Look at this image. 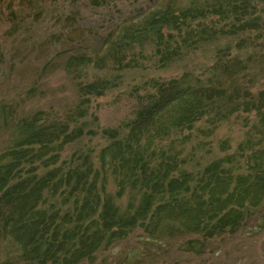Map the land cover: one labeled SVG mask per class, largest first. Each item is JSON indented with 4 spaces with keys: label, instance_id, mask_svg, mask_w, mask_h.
I'll return each instance as SVG.
<instances>
[{
    "label": "trees",
    "instance_id": "1",
    "mask_svg": "<svg viewBox=\"0 0 264 264\" xmlns=\"http://www.w3.org/2000/svg\"><path fill=\"white\" fill-rule=\"evenodd\" d=\"M83 1L96 8L124 0ZM175 1L151 7L136 24L119 29V41L134 31L150 34L165 64L214 39L219 22L227 19L223 35L228 40L212 53L207 85H198L191 74L155 83L154 95H147L129 133H113L101 149L96 160L102 174H111L118 195L128 190L129 203L123 211L108 200L102 203L98 186L105 178L92 170L88 154L58 162L68 142L66 123L38 113L23 117L0 153V264H77L82 259L93 264V254L131 241L129 230L118 231L129 224L133 233L139 232L133 240L142 246L196 236L182 248L198 254L259 218L264 207V90L258 96L241 93L245 86L232 79L236 65L264 56V19L254 4L264 0H188L179 9ZM221 83L228 90L222 92ZM239 95L244 112L256 115L236 149L238 157L212 161L194 174L177 168L185 162L178 135L168 143L170 134L191 131L204 114H210L205 119L209 124L223 120L226 104L241 100ZM139 249L129 250V257Z\"/></svg>",
    "mask_w": 264,
    "mask_h": 264
},
{
    "label": "rangeland",
    "instance_id": "2",
    "mask_svg": "<svg viewBox=\"0 0 264 264\" xmlns=\"http://www.w3.org/2000/svg\"><path fill=\"white\" fill-rule=\"evenodd\" d=\"M187 1L176 0L174 5L183 8ZM169 2L110 1L94 8L83 0H0V153L8 147L23 117L38 113L58 118L66 123L68 131V142L58 153V162L76 160L73 154H88L92 170H99L101 179L105 178L104 182L99 180L98 186L102 203L108 200L123 211L129 203L128 190L118 195L119 188L111 174L106 170L102 174L96 160L101 149L113 133L121 137L129 133V124L147 103V95H154L155 83L191 74L198 85H207L205 72L212 53L228 40L223 35L227 19L226 23L219 22L214 39L197 45L180 60L165 64L155 53L150 34L131 31L130 36L124 35L119 41V29L136 24L149 8H163ZM254 4L257 15L264 19V2ZM261 42L264 44V40ZM241 65L233 69V83L245 86L241 93L258 96L264 90V56ZM226 85L221 83L222 92L228 90ZM238 97L240 102L226 104L223 111L227 110L228 115L223 120L209 124L205 119L210 114H204L202 120L193 123L191 131L170 134L168 143L178 135L176 143L179 140L183 155L180 159L185 162V169L180 165L177 168L194 174L212 161L238 157L236 149L245 141L256 115L254 110L244 112L242 95ZM259 210V218L250 222L244 232L211 242L198 254L188 246L182 248L196 236L165 240L164 244L146 242L142 246L134 241L139 232L133 233L129 224L118 231L124 234L129 230L131 241L117 243L112 252L93 254V264H264V207ZM138 246L141 250L129 257V250H137ZM77 264L87 263L82 259Z\"/></svg>",
    "mask_w": 264,
    "mask_h": 264
}]
</instances>
